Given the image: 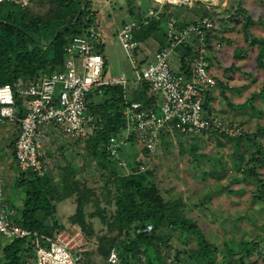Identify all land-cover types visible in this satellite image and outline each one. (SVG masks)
Segmentation results:
<instances>
[{
    "label": "trees",
    "instance_id": "obj_1",
    "mask_svg": "<svg viewBox=\"0 0 264 264\" xmlns=\"http://www.w3.org/2000/svg\"><path fill=\"white\" fill-rule=\"evenodd\" d=\"M83 1L35 0L26 6L13 2L0 4V84L8 83L14 89L17 110L16 118L10 122L16 128L15 139L20 129V119L24 115V106L22 95L15 91L14 83L18 78H21L25 85L36 83L43 76L62 68L64 47L73 35L86 32L93 21L90 1L86 0L81 8ZM195 3L197 8L194 9L196 12L200 11L201 16L212 15L204 4L199 1ZM39 6L45 9L39 11ZM237 10L246 12L241 6ZM167 18L164 10L158 18L148 17L145 24L139 23V30H134L133 38L137 41L145 40L149 33L157 30L160 21L166 24ZM248 21L253 22L246 15L245 31ZM252 37V43L264 44V38ZM238 47L234 49L233 55L239 57L241 51L246 48ZM176 50L180 62L178 69L189 72L190 61L195 55L192 47L181 43ZM255 59L257 67L264 68L262 51L255 55ZM142 89L143 93H139L135 99L126 96L125 87L121 83L102 86L100 94H87L86 111L93 118L86 123L84 135L78 136L77 140H83L86 159L83 163L86 165L95 161L99 164L101 174L106 176L101 184L102 189L97 192L86 186L85 180L78 179L80 172L85 168L82 167L83 163L78 167L67 163L57 178L48 172L49 169H45L41 174L30 170L21 171L16 183L23 186L24 197L19 217L14 221L38 234L52 236L57 230L70 227L58 221L56 204L73 197L77 206L70 222L81 230L85 241L93 232V223L91 219H87L84 212L88 202L94 204V210L88 212V215L98 216L109 231L116 232L115 235L99 236L98 251L102 254L103 264H107L110 249L115 250L119 264L135 262L141 256L146 264H195L193 254L184 248L187 242L182 241L183 245H178L175 238L177 233L196 236L198 246L193 253L199 260L202 259L203 264H251V254L254 251L261 253L264 249V234H254L247 240L241 239L240 248L237 249L240 252L236 253V249L229 246L227 253L219 258L217 244L207 239L195 221L184 214L180 207L183 202L180 199H165L158 185L152 180L153 170L145 167L139 169V164L145 161L137 158V152L129 154L126 172L121 173L118 169L116 160L106 145L110 135L120 132L126 126L123 108L131 101H141L145 107H157L158 96L150 90L149 85L143 82ZM256 95L257 93H253L247 102L242 104L230 105L244 107ZM211 98V91L207 92L203 106L208 113L211 111ZM237 124L240 126L241 123ZM259 126L253 132L238 131L228 137L233 141V154L237 155V163L233 166L242 174L239 185L254 182L255 192L251 200H260L264 204V178L261 171L264 168V147L259 140L260 135H264V125ZM216 131L209 128L205 132L211 134ZM220 133L225 134L223 131ZM168 134L165 129L161 131L160 136ZM180 136L185 134L181 133L178 137ZM9 146L15 159L14 140ZM195 147L194 145L193 149ZM247 150L251 151L246 157ZM100 194L108 201L109 198L114 200L113 210L100 206ZM148 225L151 226L149 230ZM34 245V241L29 238L11 239L2 247V261L4 264H32L28 258L35 257ZM89 253L87 250L81 253L80 264H96L88 259ZM182 255L191 258L182 259Z\"/></svg>",
    "mask_w": 264,
    "mask_h": 264
},
{
    "label": "rangeland",
    "instance_id": "obj_2",
    "mask_svg": "<svg viewBox=\"0 0 264 264\" xmlns=\"http://www.w3.org/2000/svg\"><path fill=\"white\" fill-rule=\"evenodd\" d=\"M89 1L90 8L93 9L95 28L100 30L104 37L103 43L99 46L106 57L104 70L112 76H124L127 96L135 99L143 83L135 79V69L122 46L118 31L125 22L140 23L145 14L135 11L137 6L131 1ZM217 1L221 3L216 4L217 7L213 5L211 8L219 12L220 15H217L215 11H211L212 15H209L213 26L211 27L212 31L205 38L206 50L204 52L209 69L216 80L211 90L212 98L209 106L211 115L220 121L219 127L213 128L217 131L211 134L208 132H204V134L192 133L188 136L178 137L181 133L173 130L168 135L160 136L151 152H144L142 144L133 141L126 145L124 153L121 155L125 164L114 159L118 169L121 170L120 172H126L129 154L137 152V158H142L145 161L143 162L144 167L153 170L152 180L158 185L164 198L168 200L180 199L183 202L180 207L184 214L195 221L207 239H211L217 244L218 257L220 258L227 253L229 246L234 247L236 253L240 252L237 249L240 248L241 239L247 240L254 234H264V204L260 200H251V196L255 192L254 182L244 186L239 185L242 174L233 166L234 163H237V155L233 154V141L228 137L238 131L250 133L255 131L259 125H264V68L259 69L255 59V55L262 51L264 60V44L251 42L252 36L258 39L264 38V0ZM208 2L205 1L203 4L209 5ZM213 2L216 3V1H212V4ZM185 5L189 6L190 4ZM185 5L182 6L185 7ZM142 6L144 8V3ZM240 6L244 7L246 12L237 10ZM39 7L37 8L39 11L45 9L42 6ZM130 8L134 9L133 12H128ZM185 10L188 12L187 8ZM198 12L200 11L195 13ZM245 14L253 21L251 23L248 21L246 31L244 30ZM192 17L194 18V16ZM163 30L165 31V29ZM156 32L154 36L159 35L162 39V27ZM153 33H149L150 35L143 41V44L146 43L145 45L148 46L147 49H151L149 52L157 47L151 41ZM185 41L194 44L193 35ZM238 46L246 48L245 51H241L239 57L233 55L234 49L239 48ZM140 47L142 48V46ZM194 53L196 54V52ZM141 56L140 49H136L133 58L140 68L144 66L139 61ZM149 57H152L151 53ZM76 61L79 64L81 58L78 57ZM168 62L174 70H177L180 65L177 55L169 57ZM253 93H257L256 97L244 107L230 105V103L233 105L244 103ZM99 99L101 98L99 97ZM238 122L241 123L240 126L237 124ZM13 128L15 127L10 121L0 122L2 195L17 204L16 212L12 213V217L9 215L10 221L19 217L24 197L23 186L16 183L20 174L19 167L16 165L8 144L13 135L10 138L7 132ZM46 131V136L42 141L46 160L45 169H49L48 172L57 178L67 163L74 167L81 166L86 160L83 140H77L78 136L65 133L57 124L48 126ZM222 131L225 134H221ZM259 140L264 147L263 134L260 135ZM194 145L196 147L193 149ZM250 151L247 150L245 156ZM82 167L85 168L80 172L78 179L85 180L86 186L99 192L102 189L101 184L104 182V177H106L101 174L99 164L91 161L86 165L83 163ZM261 171L264 178V168ZM99 198L100 206L113 210V199L109 198L108 201L102 194ZM93 205L92 202H88L84 208L87 219H91L93 223V232L88 235L84 245L90 252L88 259L95 261L96 264H103L102 254L98 251L99 236L115 235L116 232L109 231L98 216L88 215V212L94 210ZM76 206L74 198L69 197L56 204L55 212L59 222L80 230L70 222V217L76 211ZM175 235L178 245H183L182 241L187 242L184 248L193 254L194 263L203 264L202 259L199 260L193 253V250H196L198 246L196 236L188 233ZM9 241V237L0 235L1 261L2 247ZM181 258L189 259L191 256L182 255ZM28 259L32 261L33 257ZM250 259L251 264H264V249L261 253L254 251ZM1 261L0 264L5 263ZM185 264L191 263L186 262Z\"/></svg>",
    "mask_w": 264,
    "mask_h": 264
},
{
    "label": "built area",
    "instance_id": "obj_3",
    "mask_svg": "<svg viewBox=\"0 0 264 264\" xmlns=\"http://www.w3.org/2000/svg\"><path fill=\"white\" fill-rule=\"evenodd\" d=\"M35 0H0L2 3H17L20 6ZM156 8L147 10L141 23L147 17L158 18L164 3L180 4L181 0H155ZM139 23L125 22L118 35L135 69V79L147 83L158 96L156 108L145 107L141 101H131L123 108L126 126L108 138L106 148L110 154L125 164L121 157L130 142L141 143L145 151L151 152L159 141L162 130H173L191 135L217 128L220 121L204 108L205 94L215 85V76L204 57L205 38L211 31V18L203 16L179 27L173 16L165 24L167 43L159 47L152 60L140 68L133 53L138 42L133 38ZM193 35L194 44L185 40ZM104 37L95 26L90 25L86 32L75 34L64 47L65 57L62 68L43 76L36 83L25 85L21 78L14 83L15 91L22 95L24 115L20 119V129L14 140V156L19 169L39 174L45 171V154L42 141L48 126L59 125L67 134L80 136L85 133L86 123L93 116L86 111L87 94L102 92V86L109 83H125L124 76H112L104 70L105 57L99 51ZM188 44L196 54L190 61L189 72L170 67L168 58L177 54V46ZM80 57L78 64L76 59ZM16 103L13 87L0 84V122L16 118ZM131 139V140H130ZM127 167V166H126ZM144 165L139 164V169ZM0 190V235L16 238H29L34 241V264H80L79 259L86 250L85 240L76 227L57 230L52 236L38 234L9 220V212L3 207ZM151 228L147 226V230ZM107 264H119L114 249L107 255ZM129 264H146L144 257Z\"/></svg>",
    "mask_w": 264,
    "mask_h": 264
},
{
    "label": "crops",
    "instance_id": "obj_4",
    "mask_svg": "<svg viewBox=\"0 0 264 264\" xmlns=\"http://www.w3.org/2000/svg\"><path fill=\"white\" fill-rule=\"evenodd\" d=\"M86 1V0H85ZM118 1H131V2H134L137 6V8L135 9V11H138V12H141V13H144L146 14L147 10L151 7H155L156 8V5H157V2H155V0H118ZM196 1H199L201 2L202 4L205 3V1H209L208 4L209 5H205V7H207L210 11H215L217 12L216 10H213L211 7L214 5L215 7L216 4L218 3H221L220 1H217V0H181L180 4H170V3H164L163 6H162V11L164 10L165 11V15H168L169 16H173L177 22V25H183L184 23H190V22H193L195 21L197 18L199 17H203L200 15L201 12H198L197 14L195 13V9L197 6H195V2ZM212 1H216L213 2L212 4ZM142 3H144V8H142ZM185 4H190L189 6L188 5H185ZM182 5H185V7H183ZM185 8H187L188 12H186ZM193 9V10H192ZM93 11V9H91ZM131 10L133 11L134 9L133 8H130L128 9V12H131ZM194 13V14H193ZM217 15H220L219 12L216 13ZM144 16V15H143ZM194 16V18L192 17ZM166 17V16H165ZM209 17V16H208ZM148 19V17H147ZM147 22V21H146ZM145 24V23H144ZM93 26L96 27L95 23H94V19L92 21V24ZM162 27V39L161 37L158 35V36H154L155 33H157L155 30L152 37H151V41L153 43V45L157 46L154 50L152 48V52H149L151 49H147V45L143 44V41H137L138 44H137V49H140V52L142 53V56L139 58V61L140 63L144 64L150 60H152V57L154 56V52L161 46L165 45L166 42H167V38H166V34H165V31L163 29H165V22H162L160 21L159 24L157 25L156 29H159V28ZM135 30H139V28H136ZM100 31V30H99ZM212 31V29H211ZM210 31V32H211ZM214 31V30H213ZM209 32V33H210ZM208 33V34H209ZM147 41V40H146ZM155 41V42H154ZM157 42V43H156ZM150 45H152L150 43ZM142 46V48L140 47ZM103 53V52H102ZM150 53L152 54V57H149L150 56ZM104 54V53H103ZM104 57H105V54H104ZM178 58V57H177ZM106 59V57H105ZM179 60V59H178ZM107 73V72H106ZM109 74V73H108ZM123 84V83H122ZM124 87H125V83L123 84ZM125 90H126V87H125ZM139 93H143V89L141 88V90H139ZM138 93V94H139ZM137 94V95H138ZM126 96H127V93H126ZM5 122V121H3ZM14 131H16V129L13 128V130L11 129L10 132L8 131L7 133L9 134V137L11 138V136L13 135L12 139H9V142L8 144H10L11 141L15 140V134H14ZM18 132V131H17ZM15 160V159H14ZM16 162V161H15ZM17 165V163H16ZM19 169V168H18ZM19 171L21 172V170L19 169ZM0 190L2 192V187L0 185ZM1 203L3 204V207L5 208V210L7 212H9L10 216L12 217V213L16 212V209H17V204L11 200L10 198H7L6 196L4 197L2 195V201ZM11 240V238H10ZM10 242V241H9ZM1 261V260H0ZM30 261V260H29ZM2 262V261H1ZM32 264H34V258L32 260Z\"/></svg>",
    "mask_w": 264,
    "mask_h": 264
},
{
    "label": "water",
    "instance_id": "obj_5",
    "mask_svg": "<svg viewBox=\"0 0 264 264\" xmlns=\"http://www.w3.org/2000/svg\"><path fill=\"white\" fill-rule=\"evenodd\" d=\"M84 2H85V0L83 1L82 5H81V8L83 7Z\"/></svg>",
    "mask_w": 264,
    "mask_h": 264
},
{
    "label": "clouds",
    "instance_id": "obj_6",
    "mask_svg": "<svg viewBox=\"0 0 264 264\" xmlns=\"http://www.w3.org/2000/svg\"><path fill=\"white\" fill-rule=\"evenodd\" d=\"M102 52V51H101Z\"/></svg>",
    "mask_w": 264,
    "mask_h": 264
}]
</instances>
